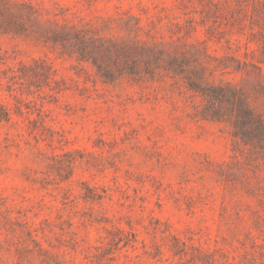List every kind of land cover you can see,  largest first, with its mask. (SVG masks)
Listing matches in <instances>:
<instances>
[{
	"label": "rangeland",
	"instance_id": "rangeland-1",
	"mask_svg": "<svg viewBox=\"0 0 264 264\" xmlns=\"http://www.w3.org/2000/svg\"><path fill=\"white\" fill-rule=\"evenodd\" d=\"M0 264H264V0H0Z\"/></svg>",
	"mask_w": 264,
	"mask_h": 264
}]
</instances>
